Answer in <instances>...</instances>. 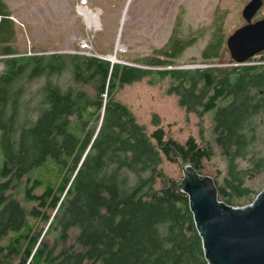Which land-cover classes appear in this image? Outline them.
Listing matches in <instances>:
<instances>
[{
    "label": "trees",
    "instance_id": "trees-1",
    "mask_svg": "<svg viewBox=\"0 0 264 264\" xmlns=\"http://www.w3.org/2000/svg\"><path fill=\"white\" fill-rule=\"evenodd\" d=\"M216 22L205 63L224 54L223 18ZM183 25L177 15L168 42L137 66L82 54L28 56L0 0V264H209L189 196L162 164L176 166L180 178L183 164L213 177L230 206L254 203L263 190L246 178L264 161L246 170L238 160L257 141L264 65L167 69L196 41L182 35ZM148 74L170 79L187 111L215 112L212 140L180 142L137 122L117 92ZM215 147L226 168L214 174L207 162Z\"/></svg>",
    "mask_w": 264,
    "mask_h": 264
},
{
    "label": "rangeland",
    "instance_id": "rangeland-1",
    "mask_svg": "<svg viewBox=\"0 0 264 264\" xmlns=\"http://www.w3.org/2000/svg\"><path fill=\"white\" fill-rule=\"evenodd\" d=\"M18 26V45L28 56L82 54L100 58L116 57L115 62L137 66L138 60L153 56L169 40L177 15L183 18L182 35L196 41L167 69L228 68L233 60L224 45V54L217 61L205 63L202 53L211 41L218 18L226 38L241 24L245 0H5ZM220 22V21H219ZM42 53H38L41 52ZM139 66V65H138ZM141 68V65L139 66ZM158 69V68H153ZM2 65L0 64V73ZM44 79L29 86L34 97ZM64 85L69 75L60 78ZM171 80L148 74L140 81L125 85L117 92V101L126 105L148 133L163 127L168 136L180 142L189 137L212 140L214 111L199 116L181 106L177 93L171 92ZM36 100V98H35ZM255 145L248 156L239 159V167L253 169V161H264V110L256 117ZM215 157L207 162L214 172L225 169L224 156L215 147ZM254 159V160H253ZM264 163V162H263ZM165 172L178 180V168L162 164ZM54 171V170H53ZM182 171V170H181ZM48 172V171H47ZM37 173H40L38 170ZM252 174V173H250ZM51 174L47 173L49 177ZM246 184L254 191L264 190V169L256 177L249 175ZM253 204V203H252ZM251 205V204H250ZM246 207V206H244ZM49 244L54 245L50 240ZM65 249V245H61Z\"/></svg>",
    "mask_w": 264,
    "mask_h": 264
},
{
    "label": "water",
    "instance_id": "water-1",
    "mask_svg": "<svg viewBox=\"0 0 264 264\" xmlns=\"http://www.w3.org/2000/svg\"><path fill=\"white\" fill-rule=\"evenodd\" d=\"M259 7V0H252L243 11L248 24L228 38L232 60L238 64L264 52V21L252 23ZM181 170L175 185L189 196L209 264H264V190L253 204L236 208L219 200L213 177L189 164Z\"/></svg>",
    "mask_w": 264,
    "mask_h": 264
},
{
    "label": "flooded vegetation",
    "instance_id": "flooded-vegetation-1",
    "mask_svg": "<svg viewBox=\"0 0 264 264\" xmlns=\"http://www.w3.org/2000/svg\"><path fill=\"white\" fill-rule=\"evenodd\" d=\"M252 0H245V4H244V7H243V10H242V13H241V24L239 25V27H237L235 29L234 32H236L238 29L246 26L248 24V22L246 21V19L243 17V11H244V8L251 2ZM260 2V7L259 9L257 10L255 16L253 17L252 19V23L255 24V23H258L260 21H264V0H259ZM229 38V37H228ZM228 38L225 39V46L227 47L226 49L228 50L229 54H230V57L229 58H232L231 57V53L228 49V46H227V41H228ZM262 58H264V52H261L260 54L256 55L255 57H253L251 59V62L250 63H255V65H250V66H261V65H264V60H261ZM244 67V66H237L234 62L233 64L229 65L228 67Z\"/></svg>",
    "mask_w": 264,
    "mask_h": 264
},
{
    "label": "built area",
    "instance_id": "built-area-1",
    "mask_svg": "<svg viewBox=\"0 0 264 264\" xmlns=\"http://www.w3.org/2000/svg\"><path fill=\"white\" fill-rule=\"evenodd\" d=\"M250 65H255V63L247 62V63L243 64L242 66H250ZM196 66H197V65H191L189 68H190V69H192V68L195 69V68H197Z\"/></svg>",
    "mask_w": 264,
    "mask_h": 264
}]
</instances>
